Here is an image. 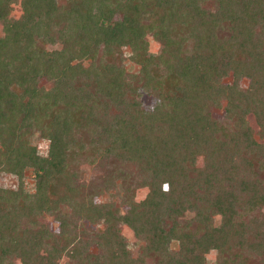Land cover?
<instances>
[{
    "label": "trees",
    "instance_id": "16d2710c",
    "mask_svg": "<svg viewBox=\"0 0 264 264\" xmlns=\"http://www.w3.org/2000/svg\"><path fill=\"white\" fill-rule=\"evenodd\" d=\"M0 24V173L17 179L0 182V264H142L124 226L156 264H264V0H0ZM123 48L130 65L97 61ZM133 72L153 106L125 97ZM98 157L116 165L106 182L137 170L120 203L78 181L76 162ZM76 219L106 227L77 235Z\"/></svg>",
    "mask_w": 264,
    "mask_h": 264
},
{
    "label": "rangeland",
    "instance_id": "374dc122",
    "mask_svg": "<svg viewBox=\"0 0 264 264\" xmlns=\"http://www.w3.org/2000/svg\"><path fill=\"white\" fill-rule=\"evenodd\" d=\"M206 6L209 8L216 9L217 4L214 3L213 1H207ZM22 13V8L21 4L19 2L14 4L13 11L11 12V17L13 18H18L21 16ZM2 25L0 24V34L2 33ZM149 42H148V52L151 54H157L160 51V44L155 42L150 36L147 37ZM44 45L46 46L47 49L53 50V49H60L62 47L61 43L57 44H52L48 42H44ZM124 51V61H121V56H119L118 53H115V57H109L106 54H103L102 51L99 52L97 61H101L100 58L102 59H109L111 61L115 62H120L121 64L128 66L130 65L131 61L129 60V53L126 48L122 49ZM118 60H117V59ZM100 59V60H99ZM92 63L90 59H85L83 61V64L86 66H89ZM163 72V69H161ZM126 81V82H125ZM125 84L123 86L125 90V97H128L130 100H134V98H139L140 101L143 102L145 107H151L154 104H156L161 97L156 95V94H150L145 91L143 88V82L144 78L141 76L139 73L133 72L131 74H128L125 79ZM241 86L246 88L248 86V79H242L241 80ZM223 104L219 108L216 109L215 111V116L217 118H222L224 113H225V108ZM249 119L254 128L257 130V125L255 124V120L252 114H249ZM34 143L38 147V153L41 155H47L48 153V146H49V141L47 139H44L42 137H39L38 134L35 135L33 139ZM261 141V140H260ZM89 157V156H88ZM92 158V157H91ZM202 159L199 160V164H201ZM77 166H75V169L79 173V183L83 190L86 191H93V188H95L96 191H99L98 195L95 196V201L97 203H120L122 201V197L125 195V191L127 189V184H130L132 186H136L137 181L139 180L138 178V173L137 170L134 166V164H128L126 163L125 165H121L122 168L126 169V172L129 174L128 179L125 180L126 177L122 176H116L114 178H108L107 181V175L108 172L111 171L112 169L116 168V165L114 164H109L107 162H104L100 157L96 158L95 161H89L87 158H81L79 161L76 162ZM118 167V166H117ZM116 170V169H115ZM117 172V171H116ZM121 173V172H120ZM0 182L4 186H9V187H16L17 185V179L6 173H0ZM122 183V184H120ZM108 185V188L102 191L106 186ZM25 188L27 190L32 191L34 188V179L30 174L25 179ZM98 189V190H97ZM101 189V190H100ZM136 190V200L143 199L148 192L147 187H139L135 188ZM131 190H128L127 192L131 193ZM101 191V192H100ZM260 212H264V208L260 210ZM187 217H191V213L187 214ZM220 216L217 215L214 217V223L215 225L220 224ZM75 223H71V226L73 228V231L77 233V235H83L88 237L89 235H94V234H99L102 231H104L106 225L104 223H96L93 225L86 224L85 222H81L80 220H74ZM47 223L50 225L52 229H57L58 228V222L54 220L53 217L48 216L47 218ZM123 235L126 237L128 242H130L133 246V256L137 257L138 260L142 264H156L158 261V255L154 253H147L140 255L141 253V247L143 246V242L137 240V238L134 236L132 230L124 226L123 227ZM172 247H177L178 244L176 241H173L171 244ZM97 248L93 247L92 251H96ZM217 256V251L212 250L207 254V260L208 262H213L216 259ZM15 264H20L19 259H14ZM57 264H76L75 260L72 258L71 254L69 252H65L62 254L58 259H57Z\"/></svg>",
    "mask_w": 264,
    "mask_h": 264
}]
</instances>
